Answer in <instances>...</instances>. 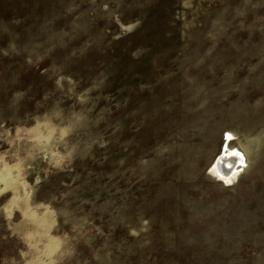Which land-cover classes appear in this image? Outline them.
I'll return each instance as SVG.
<instances>
[{
	"label": "rangeland",
	"instance_id": "374dc122",
	"mask_svg": "<svg viewBox=\"0 0 264 264\" xmlns=\"http://www.w3.org/2000/svg\"><path fill=\"white\" fill-rule=\"evenodd\" d=\"M0 264H264V0H0Z\"/></svg>",
	"mask_w": 264,
	"mask_h": 264
},
{
	"label": "bare ground",
	"instance_id": "6f19581e",
	"mask_svg": "<svg viewBox=\"0 0 264 264\" xmlns=\"http://www.w3.org/2000/svg\"><path fill=\"white\" fill-rule=\"evenodd\" d=\"M229 137L231 138L229 139ZM232 138L230 133L225 134L224 146L211 167L212 174L224 181H231L239 171V168L245 166L243 154L229 147ZM233 153H238V155H233Z\"/></svg>",
	"mask_w": 264,
	"mask_h": 264
},
{
	"label": "snow or ice",
	"instance_id": "6c2138e0",
	"mask_svg": "<svg viewBox=\"0 0 264 264\" xmlns=\"http://www.w3.org/2000/svg\"><path fill=\"white\" fill-rule=\"evenodd\" d=\"M231 137H229V139H230ZM233 155H238V153H233Z\"/></svg>",
	"mask_w": 264,
	"mask_h": 264
}]
</instances>
